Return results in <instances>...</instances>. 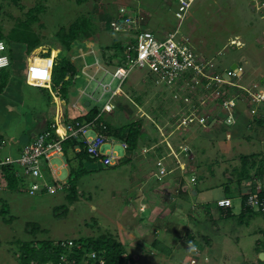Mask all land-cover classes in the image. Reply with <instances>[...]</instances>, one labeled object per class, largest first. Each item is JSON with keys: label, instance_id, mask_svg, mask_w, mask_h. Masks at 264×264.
<instances>
[{"label": "rangeland", "instance_id": "rangeland-1", "mask_svg": "<svg viewBox=\"0 0 264 264\" xmlns=\"http://www.w3.org/2000/svg\"><path fill=\"white\" fill-rule=\"evenodd\" d=\"M252 5L249 0H197L189 19L184 22L182 32L191 38L195 50L213 61L214 64H218L220 70L228 69L233 63L243 66L245 74L242 75L241 84L254 89L256 83L264 79V11H253ZM39 7H42V10L35 12L39 20L32 25V28L42 37L43 42L28 55L24 47L15 48V52L22 58L21 64L25 61L21 72L23 74H21V79L24 80L22 85L24 105L13 104L10 103L11 99L3 98L0 108V131L5 136L1 156L4 158L10 155L12 160L19 156L16 155L17 148L26 139L25 136L22 137L23 130L30 133L34 129L35 132L37 126L45 123L44 115H42L45 111L41 110L43 104L37 101L41 97L37 86L40 82H45L47 78L38 73L33 61V57L38 52L47 53L51 48L50 56L53 57H62L61 53L64 52L68 59L75 62L80 69L81 64L75 60L79 58L82 61L84 54L90 55L86 65L91 67L87 69V72L90 79L95 76V80L91 79V81L88 77L81 75L72 91V96L73 99H77L81 95L80 92L86 90L89 96L93 95V100L83 96L80 100L81 108L89 111L91 106L88 107L85 102H91L92 106L102 109L110 97V94H103L102 83L105 86L113 84L111 82L112 73L116 69V67H110L103 57L104 52L107 57H110L115 50H106L105 47L115 39H122L126 42L134 35L131 31L116 33L110 26V21L116 20L114 17L118 18L120 8L126 7L128 12L141 14L144 18L142 22L145 23L147 20L143 29L159 31L155 32L158 36L163 37L167 34L166 31L170 32L178 26L175 18L176 5L173 0H83L81 3L77 0H20L19 5L13 4L10 0H0V28L8 34L15 24L27 19L29 10L38 11ZM80 16L90 17L96 26L97 33L85 41L83 46L73 45L71 52H66L55 35L60 28H68ZM144 70H134L123 88L124 91L122 89L116 94L114 103L118 102L117 104L121 105L120 109L124 107V110L121 111L117 107L107 116L110 115L115 121L127 122L142 118V115L146 113L154 115L157 111L158 114L167 115L172 119L170 123H173V118L176 120L180 116L178 108L182 106L181 100L173 99L172 88L158 84L156 79ZM79 72L85 74L83 69ZM117 84L118 82H115L113 88H116ZM17 87H19L18 83L13 86V89ZM12 99L15 100V98ZM132 102L140 107L136 108ZM128 106L129 109L126 110ZM240 107V110H245L242 111L243 115L248 118L240 119L241 125L235 127L233 133L229 135V139L233 141L230 147L206 144L207 150L203 153L204 155L201 153L197 156L195 151L200 146L197 144L199 147L195 148L196 143L194 142L192 146L194 156H180L190 148L188 144L193 142L192 136L199 134L198 131L187 132L190 128H177L174 131L173 136L175 137L173 138L179 137V139L183 134L189 133L188 137H183L184 142L182 140L176 147L179 151L183 149V152H178L174 146L168 147L169 153H172L170 156L175 155V160L180 161V165L184 164L183 167H185V161L186 164L192 163L194 167L198 161L201 162V158L205 161L201 165V172L205 177L209 176L208 179L214 180L207 181L200 178V181L204 185L209 182L213 184L205 194L206 200L208 199L205 203H210L212 211L217 213L213 215L214 218L211 219L208 216V207L205 203L197 200L198 210H184L182 214L187 211L193 212L189 216L184 214L185 219L182 223H180L181 219L174 221L172 206L167 209L169 213L166 215H171L168 219L173 221L172 225L167 227L168 230L171 228V231L156 233L155 228L157 226L160 228V225H149L151 221L146 218L147 214L140 215L141 224H147V226L137 225L133 216L135 217V213H139V209L143 207L140 201L144 203V199L139 201L138 198L135 200L133 198L134 209L129 199L136 193L142 196L140 192L145 187H136L141 184L140 177L142 176H138L136 170L139 167L145 169L148 165L153 167L154 163L148 164L152 160L148 157L149 153L144 152L147 158H143L142 152L146 149L143 145L135 152H128L123 148L122 141L107 142L102 147V152L113 151L120 159L131 158V162L119 163L117 167L102 169L100 160L87 161L86 168L93 172L86 174L80 180L78 200L73 204L66 199L67 191L65 193L55 192V194L38 192L37 195L30 194L28 190L19 193L9 190L6 180L0 178V185H2L0 190V264H19L17 260L19 247L16 244L19 241H29L33 238L37 240L76 239L99 237L102 234H112L122 242L128 255L136 264H259L261 253L256 250V242L264 239L260 232L264 229V217L252 218L249 225L241 224L239 219L235 218L219 219L217 205L218 200L225 197L224 188L220 184L231 176L232 170L240 167L239 156L261 153L264 158V131L255 127V130L252 128L247 134L244 133L245 129L242 124L247 125L249 117L253 115L247 111H251L247 104L240 105ZM71 109L72 115L76 116L78 112L72 107ZM201 110L204 111L202 107ZM24 112L27 114L21 116L25 114ZM218 112L222 113L221 110L213 111V118ZM224 112L227 113L225 110ZM205 114L209 115L210 112ZM16 115L21 116V119L24 117L23 122L17 120ZM33 123H35L34 127H32ZM215 125L217 128L220 127L218 123ZM145 129L150 131L151 127L148 123L145 124ZM94 135L93 130L86 133V136H92L90 139L94 138ZM153 135L156 136L154 133ZM171 163L175 161L171 160ZM51 164L59 173L58 178L52 183L58 188L61 184L59 180L68 181L71 169L65 158H54ZM212 164L210 170L208 165ZM18 169L20 171L21 168ZM209 170L215 171L216 176L210 177ZM46 171L49 172L50 168L47 167ZM27 181V187L31 189L32 181L30 179ZM143 185L147 187L146 183ZM263 187L264 182L257 180V191ZM145 189L149 190V188ZM47 191L50 192L49 188ZM251 191V188L243 187V193ZM148 195H150L149 191ZM235 199L234 204H239L240 199ZM152 200L157 201L154 198ZM4 205L8 206L9 211L3 215L1 210ZM57 206H66L68 212L63 214L62 210L55 211ZM157 214L155 215L157 219L163 215L157 216ZM6 219L10 221L7 222ZM31 222L38 223L44 230L32 236L27 231V224ZM132 234L136 237L139 235L140 238L143 235L144 239L134 241ZM152 244H156L153 247L156 251L150 249Z\"/></svg>", "mask_w": 264, "mask_h": 264}, {"label": "trees", "instance_id": "trees-1", "mask_svg": "<svg viewBox=\"0 0 264 264\" xmlns=\"http://www.w3.org/2000/svg\"><path fill=\"white\" fill-rule=\"evenodd\" d=\"M10 1L15 5H19L20 2V0ZM77 2L81 3L83 2V0H77ZM37 10L38 11L34 9L29 10L27 19L19 21L17 24H15L13 29L10 30L8 34H5L4 30L0 28V42H4L6 44V54L9 56L11 61L9 67L0 70V108L2 107L1 104L3 103V98H6L8 100L11 99L10 103H20L24 105L25 101L23 100L22 92V85L24 83V80L21 79L23 75L21 72L23 70L22 65L25 61L21 64L22 58H20L19 54L15 52V48L21 46L24 47L26 55H28L35 49H37L43 42L42 37L32 28V25L39 20L38 15H36L35 12H40L42 10V7H39ZM136 15H138V13ZM118 23L123 24V22L120 20H118ZM96 33V26L91 21V18L80 16L68 28H60L55 36L58 42H60L63 49L66 52H71L73 45L77 46L79 44H82V42L94 37ZM130 40H132V42H135L134 39ZM126 43L127 41L125 42L122 39H115L110 45L105 47L106 50H115L114 54L110 55V57H107L105 52L103 53V57H105V60L110 67L117 68L124 64L129 50ZM51 52L52 49L50 48L47 53L38 52V54L33 57V61L38 73L41 76H46L47 80L45 82H48V80H50V85L48 87L43 86V83L45 84V82H40L39 86L37 87V89L41 92V97L37 101L42 102L43 106L41 110L44 111L53 101L52 93H56L57 97H60L62 100L67 102L69 100V90L71 86H73L74 83L78 80L77 77H79L80 75V72L78 71L76 65L70 59H68L66 53L62 52V57H53L52 55L50 56ZM262 82H264V79L262 80ZM17 83L19 87L13 89V86ZM11 85L13 86L11 87ZM9 92H12V94H9ZM234 92L236 93L237 90H234ZM12 98H15V100H17L18 102L13 100ZM90 106V110L86 114L78 116L74 119H67L68 122L72 124L78 122L79 125L84 123H89L91 125L93 124V126H95L99 132H102L109 138L126 143L128 152H135L142 145L145 146L146 149L151 148L152 143L155 142L151 139V137H149L150 139L146 138L147 136L144 132L143 117L137 120L132 119L127 122L121 120L115 121L111 119L110 115L107 116L106 113H102L101 108H99L98 106ZM117 107L121 111L124 110V107L123 109H120L121 105H118ZM128 109L129 106L128 108H126V110ZM219 110H221L222 113L218 112L217 116L213 120H215L221 126L220 128L224 134L227 130L241 125V121H239V123H236L234 126H232L231 124H227L225 122L227 114L223 111V109L219 108ZM205 112H208V110L204 109V113ZM249 112L251 114V111ZM9 113L10 112L8 111V114ZM202 113L203 111H200V114ZM26 114L27 113L21 116H25ZM239 114L241 117L244 116L243 112H239ZM154 116H156L155 121L157 123L159 119H166L165 115L158 114L157 111L156 113H154ZM20 117L16 115V119L23 122L24 117H22V119ZM107 117L109 118L107 119ZM173 119L175 120V118ZM55 123L56 122L54 119H48L44 124L37 126L35 128V132L34 129L30 131V133L26 132V130H23L24 133L22 137L25 136L27 138V144H22L23 146H19H22V151L20 152L18 157L13 159L17 160L18 158H20L24 149L35 142L43 134H49V137L47 139L55 142L57 140L56 127L54 126ZM153 124L154 129L156 131H159L156 124ZM34 126L35 123H33L32 127ZM255 127L264 131V115L260 117H257L256 115H253L252 117L250 116L247 125H243V129H245L244 133L246 132L247 134L248 131H250L252 128H254L255 130ZM201 128L204 129L202 133H210L207 132V126H203ZM32 133H36V135L32 137ZM212 138H215V136ZM247 138L249 139V136ZM143 140L144 143H142ZM4 141L5 136L0 131V165L2 178L6 180L9 190L17 192H27L28 190L30 192L31 189L27 187V179L24 177H19L17 175L19 171V165L17 163L5 164L7 158H10V156H6L4 158L1 156V149L3 148ZM146 141L148 144H145ZM88 147L89 146L87 142L84 141V139L72 138L63 143L64 158L69 168L71 169L68 177V182L66 184L68 188L65 189L68 192V194L66 195V199L70 204H73L78 200L80 180L84 176H86V174L93 172L92 170L87 169L85 164L87 163V161L99 160V158H94L89 154ZM176 150H178V152H181L183 149L179 151V149L176 148ZM192 151L193 148L192 146H190V148L184 151V153H181L180 156L182 155L193 157L194 152L192 154ZM149 155L151 154L149 153ZM166 155L169 156L168 152L162 151L158 163L156 162L157 160L153 158L155 163H157L155 169L158 167V173H161L165 168V173L160 175L161 177H158V175L155 173V175L160 178L158 179L159 181H163L164 178L172 175V173H175L177 171L182 173L180 164L175 160L176 158H174V156H171L175 161V163L172 165V168L175 169L176 167L177 170L174 172L171 169L170 165H165L164 161L167 159ZM239 160L240 167H236L234 170H232L231 176L220 185L224 188L225 191V197L223 198L230 200H234L235 198L240 199L241 211L238 215L234 214V205L228 208H219V219L235 218L239 219V223L249 225L252 218H255L257 216L264 217L263 211L257 212L248 204L250 194L252 193H257L260 202L264 204V187L260 191H257V180H259L260 182H264V158L261 153H253L247 155L242 154L239 156ZM129 162H131V159L129 158L124 161V163ZM76 164L78 165L75 167ZM212 165H208V167H210L211 169ZM102 169L109 168L102 166ZM21 171L22 170L20 169V172ZM201 177L203 178V176ZM243 187L251 188L252 191L250 193H243ZM39 193L46 194V189L44 188ZM39 193L37 192L36 195ZM207 207V214L212 219L213 217L210 214V206L207 205ZM60 210H62L61 213L63 214L68 212L66 206H57L55 209V211L57 212H59ZM7 211H9V208L7 205H4L2 207L1 214H7ZM8 221L10 220H7V222ZM27 231L32 236H36L43 230L38 223L31 222L27 224ZM260 232L264 237V229L260 230ZM69 241L73 243L72 246L67 244ZM16 244L19 247L17 258L19 264H85L86 260H89V264H99L100 261H102V264H136L131 256L128 255L124 244L118 241V239H116L112 234H102L99 237H81L76 239L72 238L64 240H55L50 238L37 240V238H33L29 241H19ZM256 246V250L258 253H264V239L258 240L256 242ZM94 252L98 256L96 259H92L88 256L89 254ZM259 264H264V261L259 260Z\"/></svg>", "mask_w": 264, "mask_h": 264}, {"label": "built area", "instance_id": "built-area-1", "mask_svg": "<svg viewBox=\"0 0 264 264\" xmlns=\"http://www.w3.org/2000/svg\"><path fill=\"white\" fill-rule=\"evenodd\" d=\"M196 1L174 0L178 26L163 37L143 29L144 18L141 14L136 15V12H128L126 7H121L118 18H114L116 20H112L110 26L115 32L131 31L134 35L126 43L129 50L124 64L112 73L111 82H118V86L114 89L113 84L105 86L102 83L104 92L111 93L113 98L116 97L134 70L145 69L144 71L156 79L158 84L172 88L173 99L181 100L182 106L178 108L179 127L207 126L209 122H213V111L216 112L219 108L227 112L225 122L235 124L236 110L241 102L250 106L252 115L257 117L264 115V82L256 83L254 89L245 87L239 83L242 75L245 74L243 66L238 65L235 70L231 68L225 71L218 70V66L213 61L195 50L191 38L182 32L184 22L189 19ZM249 1L256 6L257 11H264V0ZM118 20L123 24H119ZM130 39H134L135 42ZM5 50L6 45L0 42V69L10 64L8 56L4 54ZM96 63L98 65V61ZM224 73H227L230 80L225 79ZM234 89L243 92L235 93ZM201 107L207 109L210 114L206 115L204 111L200 114ZM113 108V105L106 106L107 110ZM54 126L57 135L55 142L47 139L49 134H43L24 149L20 158L12 160L10 157L5 162V164L17 163L22 170L17 175L32 180L30 184L32 195L44 188L46 191L49 188L50 192H46L48 194L58 190L49 182V177L58 176V170L53 167L51 160L63 154V143L66 140L77 138L87 131V126L79 124L55 123ZM106 141L107 137L104 135L89 139L88 152L94 158H99L104 166H112L117 162L116 156L112 151L108 153L101 151ZM123 147L127 148V145L124 143ZM47 167L50 168L48 173ZM164 173L165 170H162V174ZM59 188L62 189L61 186ZM248 204L255 211L264 212V204L260 202L257 193L250 194ZM217 205L220 208H228L233 203L232 200L224 198L220 199ZM67 244L73 245L71 241ZM88 256L92 259L98 257L96 253ZM85 264H89V260H86ZM99 264H102V261Z\"/></svg>", "mask_w": 264, "mask_h": 264}, {"label": "crops", "instance_id": "crops-1", "mask_svg": "<svg viewBox=\"0 0 264 264\" xmlns=\"http://www.w3.org/2000/svg\"><path fill=\"white\" fill-rule=\"evenodd\" d=\"M146 24H147V20H145V23H143V27L146 26ZM153 32L157 33L159 31H153ZM166 32L168 33V31H166ZM84 42H82V44H81L82 46H83ZM80 54H82V53H80ZM89 56L90 55H88V54L87 55L84 54L82 56L83 57L82 61L79 60V58L77 60H75L76 62L81 64V66H82L81 69H83L85 71V74L88 73L87 72V68H86V66H88V65H86L87 64L86 62H87V58ZM73 63L75 64V62H73ZM233 64H235V63H233ZM75 65H76L78 71L81 70L77 66V64H75ZM83 73L84 72H81L79 76H81V75L83 76ZM77 79H79V77H77ZM76 84H77V81L74 83L73 86H71V88L69 90V100L67 102L62 100L60 97H57L56 93H52L53 101L49 104L48 108L42 114V115H44L43 116L44 117L43 121H46L48 119H54V120H61L62 121V120H65V119L75 118L77 116L84 115V114H86L88 112V111H85L80 106V100H81V98L83 96L82 97H78L77 99H73L72 91L75 88ZM48 86H46V87H48ZM87 103L88 102H85L86 105H87ZM90 105H91V103L88 105V107H90ZM242 105H244V104H242ZM71 107L73 109H75L76 112H78V114L76 116L72 115ZM242 111H245V110H242V109L240 110L239 109V111H238V119H239L238 121H240V119H242V118H248L246 115H244L243 117L240 116L239 112H242ZM79 113H81V114H79ZM145 115L144 116L142 115V116L144 118V132L146 133V136H147L146 138L151 137V139L155 141V142L152 143L151 148H147L146 149V152H149L151 154L148 157H150L152 159V160H150L148 162V164L150 162H153L154 164H153V167H149V165H148V167L145 168V169H143L142 167L141 168L139 167V169L137 168V170H136L137 175L138 176L142 175V176L140 177V181H141L140 183L141 184L140 185L138 184L136 187L138 188V186L139 187L142 186V187H145V188H149L148 191L150 192V195H148V191L145 188H142L140 193H142L143 197L142 196H138V194L136 193L135 196H131L129 200L131 201L130 204L132 206V209H134V205H133L134 201L132 199L134 198V200H135L136 198H138L137 200H139V201L141 199L142 200L144 199L143 200L144 203H142V201H140V204L143 207L140 206L141 208L139 207L140 208L139 209V213L136 212L135 213L136 214L135 217L133 216V218L135 219L137 225H139L141 227L147 226V224L146 225H142L141 224L142 218H140L141 217L140 215H144L145 216V214H147L146 218L151 221V223L149 225H153V224L160 225V228H158L159 226H157V228H155L156 229V233H159V232L164 233V232L171 231V228L168 230L167 227L171 226L172 222H173V221L168 219V217H170L171 215H166V214L169 213V212H167V209L172 206L173 210H174V212H173V214H174L173 218H175L174 221L177 222V220L179 221L181 219L180 223H182L184 221V219H185L184 214L189 216L193 212V211H191L189 213L187 211L188 213L184 212V214H182L184 210H193V209L194 210L195 209L198 210V206L199 205L197 204V202H198L197 200H200L201 202H204V203L208 200V199L206 200L205 194L208 193V191L212 188L213 184H210V182H209V184H205L204 185L203 183H201L199 177L203 176V179H206L207 181L208 180L211 181V180H214V179H208L209 176H207L208 177L207 178V177H205L203 175L204 173L201 172V168H202L201 165L204 164L203 163L204 160L202 158H201V162L199 163V161H198V163L196 164L195 167L193 166L192 163H187V164H185V168L187 166V168H186L187 170L186 171L182 170V173L179 172V171L175 172V170L172 168V165L174 163H171V160H173V159L170 156L171 153H169V148H168L167 145L174 146L176 148V146H179L180 142L183 140V137L184 136L188 137L189 133H186V134L182 133L183 135H182L181 139H179V137L173 138V137H175L173 135H174V131L176 129H175V123L174 122L170 123V122H172L171 118H168L167 115H165L166 119H159V121L157 123L155 121V116L153 114L152 115L145 114ZM146 123H148V125L151 127L150 131H147L145 129V124ZM153 123L156 124V126L159 129V131H156L154 129V127H153L154 124ZM215 126L216 125H212V126L207 128V132H210L208 134L202 133V131L204 130L203 128L195 127V128H190L189 130H187V132H191V131L196 132V131H198V133H199L197 136H192L194 140H193L192 143L190 142L188 144L190 146H193V143L195 142L196 144H194V146H196V147L200 146V148L195 151V153H197V156H199L201 153L202 154L205 153V150H207L206 144H212L213 146L216 145V144H219V145H222V146H225V147H230L231 144H233V141H231V138L227 139L228 135H226V134H230L231 135L233 133V131H234V128L236 126L234 128H232V129H230V130H227L225 132V136H224V133L222 132V130L220 128L221 126L218 127V128L215 127ZM162 130H163V133H162ZM153 133L156 136H154ZM35 135H36V133H32V137L35 136ZM214 136H215V138H212ZM27 141L28 140L26 138V140L22 144L23 145L27 144ZM147 141H146L145 144H148ZM183 142H184V140H183ZM197 144L199 146H197ZM22 146L17 148L16 155L20 154V152L22 151ZM162 151L168 152L169 156L166 155L167 159L164 161V163L167 166L170 165L171 169L175 173H172V175L167 176L166 178H164L163 181H159V180L154 179V178H156L155 177V173H158V167L155 169V166L157 165V163L160 160V154L162 153ZM227 152H229V151H227ZM152 154H154V155H152ZM225 155H227V154H225ZM225 155H223V156H225ZM8 156H10V155H8ZM143 158H145V157H143ZM153 158H155L157 160L156 161L157 163H155ZM183 166H184V164H183ZM210 170H209L210 177H215L216 176V173L214 174L215 171L212 173V171H210ZM0 178L3 179L1 171H0ZM142 182L146 183L147 187L144 186ZM199 184H200V186H199ZM0 186H2V185H0ZM14 192H17V191H14ZM152 198H154V200H157V201H153ZM167 200H169V201H167ZM235 200L236 199L232 200L233 205L235 207V210H233V211H234V214L238 215L240 213V211H241V209H240V200H239V204H237V205L234 204ZM207 205L211 206L210 203L209 204L205 203V206H207ZM202 208H204L203 205H202ZM176 210H177V212H176ZM238 211H239V213H238ZM218 213H219V216H220V209L219 208H218ZM156 214H157V216L161 215V214H163V215L161 216L160 219H157V218H155ZM210 214L214 218L213 215L217 214V213L213 212L212 209H211ZM42 230H44V229L42 228ZM132 236H133L134 241H137V240H141L142 241L144 239L143 235H142L141 238H140L139 235L136 237V236H134L132 234ZM55 240H58V239H55ZM59 240H63V239H59ZM134 245L135 244H133V246ZM152 245H151L150 249H153L154 245H156V244H154L153 246ZM157 248H160V247L157 246ZM153 250H155V249H153ZM152 252H154V251H152Z\"/></svg>", "mask_w": 264, "mask_h": 264}, {"label": "clouds", "instance_id": "clouds-1", "mask_svg": "<svg viewBox=\"0 0 264 264\" xmlns=\"http://www.w3.org/2000/svg\"><path fill=\"white\" fill-rule=\"evenodd\" d=\"M155 33V32H154ZM4 43V42H3ZM5 44V43H4ZM6 45V44H5ZM237 45V44H236ZM4 54L6 55V56H8L7 54H6V50H5V52H4ZM8 58H9V56H8ZM9 61H10V58H9ZM10 64H11V61H10ZM10 64L8 65V66H6V67H4V68H7V67H9L10 66ZM97 64V63H96ZM235 64H237V63H235ZM218 65V64H217ZM234 65V64H233ZM232 64L230 65V67L229 68H231L232 69V66H233ZM237 66H238V64H237ZM91 66H87V69H89ZM120 67V66H119ZM4 68H1L0 70H2V69H4ZM118 68V67H117ZM116 68V69H117ZM228 68V69H229ZM116 69H115V71H116ZM228 69H222V70H220L219 69V67H218V70H220V71H225V70H228ZM237 69V68H236ZM103 70V69H102ZM233 70H235V69H233ZM99 71L97 70V73H98ZM224 74H227V73H224ZM83 76H86V77H88L89 79H90V75L87 73V74H83ZM80 77V76H79ZM230 78V77H229ZM91 79H93V80H95V76L93 77V78H91ZM90 79V80H91ZM129 79V78H128ZM127 79V80H128ZM226 79V78H225ZM263 79V78H262ZM230 80V79H229ZM92 81V80H91ZM127 82V81H126ZM126 82H125V84H126ZM46 84H43V86H48L49 84H50V80H48V82H45ZM239 83H241V80L239 81ZM125 84L123 85V88H124V86H125ZM113 85H114V83H113ZM118 85V84H117ZM103 88V87H102ZM115 89V88H114ZM235 90V89H234ZM237 90V89H236ZM123 91H124V89H123ZM238 92H243L242 90L240 91V90H237ZM120 93V92H119ZM80 97H82V96H87V97H89L90 99H92L93 100V95L92 96H89L87 93H86V90H82L81 92H80ZM103 94L104 95H106V94H110V97H109V99H108V101L104 104V106H103V108L101 109V111H102V113H106V115H108L109 113H111L113 110H115V109H117V106H118V102H116V103H114V101H115V97L113 98L112 96H111V93H105L104 92V89H103ZM120 95V94H119ZM123 94H121V96H122ZM174 101V100H173ZM89 104L91 103V102H88ZM133 103V102H132ZM113 105L114 106V108L113 109H111V110H107L106 109V106L107 105ZM133 104H135V103H133ZM242 104H247V103H245V102H241L240 104H238V108H237V110H236V113L238 114V111H239V109H240V105H242ZM248 105V104H247ZM88 106V105H87ZM135 106H136V108H138V107H140L138 104L136 105L135 104ZM249 106V105H248ZM140 110V109H139ZM248 111H250V110H248ZM147 114V113H146ZM81 116V115H80ZM146 116V115H145ZM78 117V116H77ZM143 117V116H142ZM76 118V117H75ZM69 119H74V118H69ZM179 117L176 119V120H174V123H175V129L177 130V128L178 129H184V128H195V127H197V128H201V127H203V126H189V127H179ZM237 121H238V116H237ZM55 122L56 123H59V124H64V123H70V122H68V120L67 119H65V120H55ZM237 123V122H236ZM235 123V124H236ZM72 124V123H71ZM74 125H76V124H79L78 122L77 123H73ZM215 124H217V122L215 121V120H213V122H209V124L207 125V128L208 127H210V126H212V125H215ZM235 124H231L232 126H234ZM80 125H85V126H87V131H89V130H93V131H95V135L94 136H97V135H104L105 137H107V141L105 142V144L107 143V142H111V143H116L115 141V139H111V138H109L108 136H106L105 134H103L102 132H99L97 129H96V127L95 126H93V124L91 125V124H89V123H84V124H80ZM105 127V126H104ZM87 131H86V133H87ZM86 133L85 134H81L79 137H77L76 139H84V141H88L92 136H86ZM226 135H228V138L230 137L229 135L230 134H226ZM70 139H72V138H70ZM69 140V139H68ZM67 141V140H66ZM104 144V145H105ZM123 142H122V146H123ZM126 144V143H125ZM103 145V146H104ZM127 145V144H126ZM102 146V147H103ZM168 147L170 146V145H167ZM124 148V147H123ZM171 148V147H170ZM125 150H127V148H124ZM172 150V149H171ZM187 150V149H186ZM185 150V151H186ZM101 151H102V148H101ZM108 152H111V151H107V152H102V153H108ZM113 152V151H112ZM144 152H146V149L142 152V156L143 157H145V158H147V154H144ZM146 153H149V152H146ZM113 154H114V152H113ZM172 154V153H171ZM174 154V153H173ZM115 155V154H114ZM116 156V155H115ZM174 157H175V155H174ZM56 158H64V149H63V154L62 155H59V156H57ZM116 158H117V162H116V164H114V165H112V166H105L106 168H114L115 166L117 167L118 165H119V163H124V161L126 160V159H120L119 157H117L116 156ZM128 159V158H127ZM129 159H131V158H129ZM130 163V162H129ZM179 164H180V161L178 162ZM125 164H127V163H125ZM1 166V165H0ZM102 166H104L103 164H102ZM180 169H182L183 171H185L186 170V168L185 167H183V165H180ZM163 170H165V168L163 169ZM19 172V171H18ZM48 173V172H47ZM59 174V173H58ZM157 175H158V177H161L160 175H162V172L161 173H156ZM155 177L157 178V179H160V178H158L156 175H155ZM56 178H58V176L57 177H55V178H50L49 177V182H50V184H52L53 183V181H55L56 180ZM32 181V180H31ZM58 182H60L61 184H60V186L62 187V189H60L59 187H58V190L56 191L57 193L58 192H64L65 193V191H67V190H65V189H67L68 188V186L66 185L67 184V182L68 181H61V180H59ZM1 186H0V190H1ZM260 190V189H259ZM47 192V191H46ZM46 194H48V193H46ZM51 194H55V193H51ZM222 199H224V198H222ZM219 201V200H218ZM233 203V202H232ZM218 208H220V207H218ZM258 212V211H257ZM196 251H197V249H196ZM95 253V252H94Z\"/></svg>", "mask_w": 264, "mask_h": 264}, {"label": "water", "instance_id": "water-1", "mask_svg": "<svg viewBox=\"0 0 264 264\" xmlns=\"http://www.w3.org/2000/svg\"><path fill=\"white\" fill-rule=\"evenodd\" d=\"M252 10L253 11H255L256 10V6L253 4L252 5ZM237 68V64H234L233 66H232V69H236ZM224 77L227 79V80H229L230 78H229V76L227 75V74H224ZM87 105H89V103H87ZM261 260L263 261L264 260V253H261Z\"/></svg>", "mask_w": 264, "mask_h": 264}]
</instances>
